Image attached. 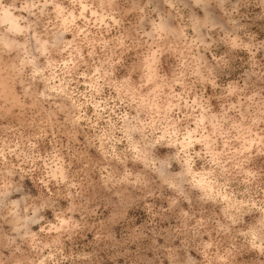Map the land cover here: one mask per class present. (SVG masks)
<instances>
[{
  "label": "clouds",
  "instance_id": "9594fccd",
  "mask_svg": "<svg viewBox=\"0 0 264 264\" xmlns=\"http://www.w3.org/2000/svg\"><path fill=\"white\" fill-rule=\"evenodd\" d=\"M0 264H264V0H0Z\"/></svg>",
  "mask_w": 264,
  "mask_h": 264
},
{
  "label": "rangeland",
  "instance_id": "374dc122",
  "mask_svg": "<svg viewBox=\"0 0 264 264\" xmlns=\"http://www.w3.org/2000/svg\"><path fill=\"white\" fill-rule=\"evenodd\" d=\"M155 3L159 4V0H155ZM162 8V5L160 6ZM70 39V37H69ZM155 203L157 206H159L160 203H162V200H157V201H150L149 202V208H151L152 204ZM135 213L136 215L141 218V219H144V213L141 212L139 209H136L135 210ZM81 247L85 246V244L87 243L86 241L84 240H80L77 242Z\"/></svg>",
  "mask_w": 264,
  "mask_h": 264
}]
</instances>
